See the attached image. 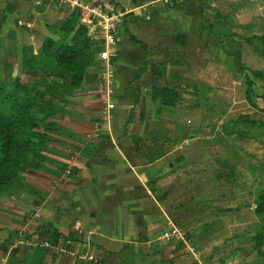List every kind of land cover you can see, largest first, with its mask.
I'll use <instances>...</instances> for the list:
<instances>
[{"label":"crops","instance_id":"1","mask_svg":"<svg viewBox=\"0 0 264 264\" xmlns=\"http://www.w3.org/2000/svg\"><path fill=\"white\" fill-rule=\"evenodd\" d=\"M84 1L110 4L123 12V23L128 22L131 35L148 46L142 54V48L129 36L126 40L116 35L111 59L116 72L119 66L124 85L114 84L116 109L109 119H105L100 101L99 57L98 70H91L84 84L74 89L70 77L58 72L55 60L43 52L46 40L55 41L54 51L64 43V23L76 11L49 0H0V83L12 90L20 82L33 91L31 96L42 95L56 113L48 121L53 123V127L48 126L52 132L40 142L34 168L19 186L22 196L15 203L0 206V238L4 236L0 264H152L151 259L157 257L158 264H185L182 242H145L160 228V220L178 221L174 213L162 209L173 207L172 194L184 186L179 172L185 170V163L184 154L176 153L177 146L173 149L178 135L156 134L174 129L148 117L150 106L160 102L148 98L144 79L160 80L166 76V68L170 69L165 58L167 34L160 18L177 14L175 42L185 43L187 37L196 34L194 9L199 12L200 6L190 0L186 7L180 4L172 13L151 18L143 16L144 11L149 12L151 0ZM145 56L150 66L136 79L142 68L137 64L143 65ZM152 67H161L159 73L154 74ZM93 78L96 84H92ZM175 132H179L178 123ZM71 163L73 170L67 176ZM192 167L186 164V168ZM2 195L7 201L14 196L11 192ZM78 221L97 233L78 237L72 230ZM191 234L185 235V243ZM19 239L41 244L48 240L51 246L19 245L11 250V242ZM59 247L64 252H57Z\"/></svg>","mask_w":264,"mask_h":264},{"label":"rangeland","instance_id":"2","mask_svg":"<svg viewBox=\"0 0 264 264\" xmlns=\"http://www.w3.org/2000/svg\"><path fill=\"white\" fill-rule=\"evenodd\" d=\"M176 1L151 0L150 10L144 11L143 16L154 18L161 13H172L182 3V0ZM188 1L180 6H188ZM193 2L200 6L199 12L194 9L196 34L187 37L185 43L175 42L179 33L175 28L177 14L160 18L163 33L167 34L164 46L168 56L165 58L170 69L166 68V76L160 80L144 79L151 100L158 88L175 90L178 106L167 109L160 103L151 105L147 115L174 129L169 133L162 131L156 134L178 135L173 149L175 151L177 146L176 153L184 154L185 163V170L179 172V180L184 181V186L172 194V199H175L173 207L162 209L163 212L174 213L178 221L160 220V228L145 242L177 245L179 241L165 242L161 239L163 233L176 228L183 235L192 233L190 240L187 243L183 241L181 245L185 264H262L254 237L259 231L257 223L260 221L255 214V199L258 191L264 189V79H255L250 90L246 77L235 62L238 57L249 71H260L264 75V39L261 38L264 37V0ZM104 6L115 9L110 4ZM131 34L126 21L120 26L117 36H125L127 40V36L134 37ZM143 46L140 49L142 54V50L148 51V46ZM117 58L118 54L114 56L115 61ZM121 74L118 66L117 86L124 85ZM93 80L92 84L95 83ZM31 97H27L25 102L40 108L46 103H34ZM127 117L131 118V112ZM177 123L178 134L175 132ZM226 126L230 135L225 132ZM46 130L52 132L49 128ZM186 164L193 167L186 168ZM221 173L228 174L230 180L218 178ZM22 177L25 182L27 175ZM11 193L14 196L8 198L9 202L4 195L0 196L1 207L17 202L23 194L20 187ZM3 237L0 238V249ZM191 247L195 248L194 252ZM143 258L146 260L147 256ZM157 258L151 259L152 264H158Z\"/></svg>","mask_w":264,"mask_h":264},{"label":"trees","instance_id":"3","mask_svg":"<svg viewBox=\"0 0 264 264\" xmlns=\"http://www.w3.org/2000/svg\"><path fill=\"white\" fill-rule=\"evenodd\" d=\"M79 21V13L75 12L64 23L62 34L65 40L57 50H53L55 41L52 39L46 40L43 47L44 54L55 60L56 70L70 77L71 86L74 89L80 88L84 84L86 75L91 70L95 68L98 70V55L103 50L102 44L95 41L90 36L89 30L79 24ZM261 38L264 39V37ZM130 39L136 45L144 47L140 41L134 40V37ZM146 58L145 56L143 66L136 79H139L150 66ZM235 64L246 77V83L250 90L255 84V79H264L262 72L249 71L238 57H236ZM151 71L157 74L160 68L152 67ZM32 93L30 88L20 82H17L12 90L0 83V195L5 192L6 194L10 193L24 182L22 176H26L34 168L39 157V145L46 139L48 133L46 129L48 126L53 127V123L48 121L54 118L56 113L49 108L48 104L43 103L40 108L25 102ZM31 98L34 103L46 101L42 95L35 94ZM152 100L173 107L175 90L168 87L158 88L153 92ZM36 108L37 110H35ZM48 123L50 124L48 125ZM225 130L227 134H231L227 126ZM219 177L229 180L228 174L225 176L221 173ZM258 192L255 199V214L260 221L257 223L259 231L255 235L254 241L258 247V255L264 264V189ZM12 244L13 242H11Z\"/></svg>","mask_w":264,"mask_h":264},{"label":"built area","instance_id":"4","mask_svg":"<svg viewBox=\"0 0 264 264\" xmlns=\"http://www.w3.org/2000/svg\"><path fill=\"white\" fill-rule=\"evenodd\" d=\"M59 3L61 6L67 7L72 11L79 13L81 23L89 30L91 37L103 45V50L99 53L98 57L101 60V93L100 101L104 106L103 113L105 119L112 117V112L116 109V104L112 101L113 87L115 84L116 67L112 58L111 47L117 45V33L120 26L124 22L125 14L115 9H108L102 4H94L84 0H49ZM166 3H170L176 0H165ZM75 159H72L73 163ZM72 163L69 165V169L66 170L65 174L70 176L73 170ZM38 217V215H36ZM73 232L78 237H90L97 233L95 229H87L84 224L80 221L76 222L72 226ZM186 236L183 235L178 229L171 228L167 232L161 235V239L165 242L171 241H185ZM19 239L10 245V249L14 250L19 245H29L37 247L42 245L43 247L49 248L51 243L45 240L42 244L27 239ZM192 252L195 251L194 247H191ZM57 252H64L62 248H58ZM66 253L65 255H67ZM94 261L96 258L92 257Z\"/></svg>","mask_w":264,"mask_h":264}]
</instances>
